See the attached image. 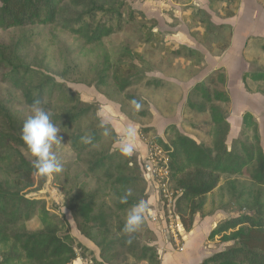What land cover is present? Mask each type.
<instances>
[{"label": "rangeland", "instance_id": "374dc122", "mask_svg": "<svg viewBox=\"0 0 264 264\" xmlns=\"http://www.w3.org/2000/svg\"><path fill=\"white\" fill-rule=\"evenodd\" d=\"M101 1L124 2L137 11L140 18L130 29L109 37L98 47L86 45L80 38L55 26L0 28V44L9 46L11 50L18 48V54L27 64L42 66L52 78L63 82L71 92L69 98L94 106L98 121L83 120L76 127L80 132H100L101 119H106L117 132L113 136V129L109 127V135L102 133L100 142L88 148L78 159L69 145L73 129L57 126L61 129L57 135L62 139L59 144L53 145L52 151L62 163V171L48 176H41L37 171L31 174L32 186L27 188L30 190L29 196L43 198L46 208L57 216L60 233H68L76 242H80L81 246L75 243L73 247L80 248L84 255H88V252V256H100L104 237L113 239L121 235L128 239L131 235L134 244L154 246L159 264L169 255L185 254L187 241L196 236L201 243L198 249L203 255L232 246L231 241H225L220 236L209 239V234L206 236L204 230L240 212L234 197L225 188L227 182L237 185L235 177L221 176L218 186L206 195L203 207L191 220L185 203L181 204L180 211L176 206L174 213L180 218V228L171 230L166 208L156 200V191L140 174L138 159L144 153L145 146L139 134L153 138L157 144L160 140L167 143L173 133L168 131L166 134V129L175 127L179 133L198 142L208 141L204 130L210 116L208 112L189 108L188 101L200 100L199 97L190 96L194 86L203 82L213 70L223 68L226 78L224 89L230 98V105H216L224 111L230 125L227 149H231L235 142L252 136V130L245 125L246 118L256 122L264 149V81L256 80L257 75L264 74V52L260 49L264 42V10L251 7L253 0H246L245 8H240L233 15L223 13L221 9L230 4L229 1L213 4L208 0ZM258 2L262 6L264 0ZM235 4L236 1H233L232 6ZM234 9L228 7L230 12ZM143 33L151 34L149 41L144 40ZM103 46L110 54L112 65L106 84L101 85L99 54ZM185 48L197 51L198 57L186 59ZM176 49L180 52L173 53ZM114 71H118V74L121 72V76L128 81L126 93L122 94L112 79ZM133 100L140 103L138 110L132 104ZM0 101L22 132L24 121L33 115V108L24 105L18 92L2 81ZM53 105L67 104L58 101ZM129 125L137 129L135 151L129 158L138 169L134 183L128 187L131 189L130 196L135 199V204L143 200L148 208L157 209L162 215L159 224L148 221L145 215L140 228L132 234L119 231V227L124 225L127 212L135 204L123 211L107 210L113 207L115 198L106 188L101 170L85 175L87 161L92 159V155L118 148L121 133ZM24 153L29 158L33 157L26 151ZM2 154L0 151V156ZM5 174L6 170L0 164V178ZM94 191L97 192V204L105 210H94L90 216L101 212L112 214L106 217L108 224L105 226L91 227L80 216L75 217L71 210V198ZM176 219L172 218L173 223ZM36 222V219H32L29 224L35 227ZM194 223L198 226L188 235ZM85 231L89 232L90 238L83 234ZM134 244L128 243V246ZM195 250L193 247L187 252ZM104 256V264H149L136 259L127 247L119 244L111 245Z\"/></svg>", "mask_w": 264, "mask_h": 264}, {"label": "trees", "instance_id": "16d2710c", "mask_svg": "<svg viewBox=\"0 0 264 264\" xmlns=\"http://www.w3.org/2000/svg\"><path fill=\"white\" fill-rule=\"evenodd\" d=\"M208 1L213 4L227 0ZM262 7L264 9V2ZM139 18L137 11L121 1L0 0V28L55 26L80 38L86 45L97 47L109 37L130 29ZM143 35L145 41L150 40V33ZM178 49L173 53H179ZM260 49L264 52V42ZM18 52V48L11 50L9 46L0 44V81L18 92L21 102L29 108H33L34 101H42L41 106L52 114L51 120L56 126L71 127L69 145L76 158L81 159L82 153L102 138L101 127L100 132H80L76 128L85 119L98 121L94 106L69 98L71 92L63 82L52 78L42 66L27 64ZM185 52L186 59L198 57L197 51L185 48ZM99 56V83L104 85L112 64L104 46ZM120 73L114 71L111 77L123 94L129 83ZM256 80L264 81V74L257 75ZM225 81L223 68H217L203 82L196 84L190 93V96L200 100H189L188 107L208 112L210 116L204 130L208 141L198 142L179 133L175 127H169L165 133L171 131L173 136L168 138L167 143L160 140L159 144L168 151L171 180L176 188L181 189L175 207L178 206L180 211L181 204L185 203L190 220L203 207L206 195L218 186L221 176L237 180V185L227 182L225 188L234 197L240 212L218 223L208 235L209 239L220 236L225 241H231L232 246L212 253L200 264H264V149L256 122L247 118L245 125L252 130V136L235 142L231 149H227L230 125L224 111L216 105H230V98L224 89ZM58 101L67 105L54 106L53 103ZM112 134L116 136L114 129ZM21 135V130L0 101V151L3 152L0 164L6 170L0 178V264H71L75 258L73 246L81 244L70 234L60 233L57 216L46 208L42 197L29 196L27 188L32 186L30 175L37 170L32 165L34 157L29 158L24 153L26 151L31 155ZM84 136H90L91 143H83L81 138ZM87 163L85 175L100 169L106 188L115 198L113 207L107 210L123 211L136 203L131 196L126 202L121 200L134 183L138 171L130 164L129 156L106 150L94 153ZM96 198V191L71 198V210L75 217L80 216L91 227L107 225L106 217L112 215L101 212L90 216L94 210H105L97 204ZM32 219L37 221L35 227L29 224ZM123 227L120 226L119 231ZM83 234L90 238L88 231ZM127 240L124 235L113 239L104 237L98 258L102 261L111 245L119 244L127 247L136 259L159 264L154 246L134 244L132 241L134 245L128 246ZM86 254L89 255L88 252ZM90 256L96 257L95 254Z\"/></svg>", "mask_w": 264, "mask_h": 264}, {"label": "clouds", "instance_id": "9594fccd", "mask_svg": "<svg viewBox=\"0 0 264 264\" xmlns=\"http://www.w3.org/2000/svg\"><path fill=\"white\" fill-rule=\"evenodd\" d=\"M132 104L137 110L140 108L138 101L133 100ZM41 105L42 101H34L33 115L24 121L21 138L29 153L34 157L33 167L41 176H48L62 171L63 165L52 151L53 145L59 144L62 138L57 135L61 129L52 122V114ZM108 123L106 119H101L100 127L104 129L103 135L105 136L109 135ZM136 136L135 126L125 127L121 133V143L118 148L113 150H118L124 156H131L135 151ZM81 139L85 144L91 143L90 136H84ZM130 195L131 189H128L125 196L121 198L122 202H126ZM147 208V203L141 200L127 212L123 227L125 233L132 234L140 228L144 222ZM127 243H131V235H129Z\"/></svg>", "mask_w": 264, "mask_h": 264}, {"label": "built area", "instance_id": "2783aa9c", "mask_svg": "<svg viewBox=\"0 0 264 264\" xmlns=\"http://www.w3.org/2000/svg\"><path fill=\"white\" fill-rule=\"evenodd\" d=\"M140 140L143 141L145 151L139 156L138 167L144 179H146L150 186L156 191V200L160 201L167 212L169 219V228L171 230L180 228V218L177 213H174L175 203L177 197L181 193V189L176 188L173 184L169 170V156L168 151L160 144H157L153 138L139 134ZM131 165L132 162L130 163ZM146 218L155 224H159L162 215L157 209L147 208ZM172 218H177L173 223ZM75 258L71 264H104L98 256L91 257L84 255L83 251L78 247H73Z\"/></svg>", "mask_w": 264, "mask_h": 264}, {"label": "crops", "instance_id": "0c3cea01", "mask_svg": "<svg viewBox=\"0 0 264 264\" xmlns=\"http://www.w3.org/2000/svg\"><path fill=\"white\" fill-rule=\"evenodd\" d=\"M228 1H229L230 4L227 3L228 5L223 6L221 9H222L223 13H227L228 12V13H231V15L237 13L240 8H242V9L245 8L246 2H247L246 0H227V1H224V2H228ZM231 1L232 2L236 1V4L234 6H232V2ZM253 1H254L253 3H250L251 7H254V8L260 7V8L263 9V7L259 4L258 0H253ZM228 7L229 8L235 7V9L232 12H230V11H228ZM111 127L114 129L115 134H117L116 129L114 128V126L111 125ZM119 139H121V137ZM196 223L193 224V226H192L193 228L191 229V231H189L188 235L189 234L191 235V233H193L196 230V227L198 226V225H196ZM213 228H214V226H211V227L208 226L207 228H205L204 231H206V236L209 234V232ZM199 241L200 240H199V238H197V236L193 237L191 240L187 241V243H186L187 249L193 248V247L196 248V250L193 251L192 253L191 252H187V249H186L185 254H183V255L182 254L169 255V256L165 257L166 260L162 259L161 264H172L174 261H177V263H174V264H200L201 261L205 257L209 256L210 254H206V255L200 254V249H198V247L201 246V243ZM190 251H192V250H190Z\"/></svg>", "mask_w": 264, "mask_h": 264}]
</instances>
